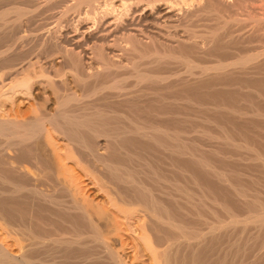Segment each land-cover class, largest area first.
<instances>
[{
    "label": "bare ground",
    "instance_id": "6f19581e",
    "mask_svg": "<svg viewBox=\"0 0 264 264\" xmlns=\"http://www.w3.org/2000/svg\"><path fill=\"white\" fill-rule=\"evenodd\" d=\"M44 1L45 9L39 0H0V264H128L117 247L123 228L135 235L137 254L143 250L150 264H205L213 255L214 264H225L232 251L242 253L259 242L263 191L235 182L238 171L220 168L223 161L208 158L202 146L189 141L190 129L178 125L194 119L187 112L191 105L204 123L214 122L206 110L264 122L263 108L205 103L202 93L197 100L189 95L212 80L216 87L230 85L231 80L221 81L235 76L245 78L233 83L237 91L264 102L263 87L252 80L264 76V48L245 35L248 19L215 16L216 24L200 32L195 19L214 12L204 0ZM177 11H185L178 16L182 36L173 20ZM258 12L248 17L255 31L264 27ZM111 15L115 22L108 20ZM218 44L221 55L213 54ZM56 55L58 65L51 62ZM145 62L160 70L149 71ZM73 84L82 93L73 91ZM36 88L42 96L34 94ZM161 102L179 110L158 106ZM29 103L33 115L19 119ZM224 127L221 133L194 130L236 149V155L246 152L242 160L264 168L261 150ZM223 152L212 150L217 156ZM206 176L227 196L220 194L224 188L208 185ZM85 180L102 197L101 205L82 194ZM103 205L111 211H93ZM262 241L259 250L255 244L258 252L264 250ZM238 252L234 259L244 256Z\"/></svg>",
    "mask_w": 264,
    "mask_h": 264
},
{
    "label": "rangeland",
    "instance_id": "374dc122",
    "mask_svg": "<svg viewBox=\"0 0 264 264\" xmlns=\"http://www.w3.org/2000/svg\"><path fill=\"white\" fill-rule=\"evenodd\" d=\"M9 2H11V0H8ZM15 0H12V2L13 3H15L14 2ZM40 2L42 1V9L44 8H46V6L45 7H43V4L45 5H49V4H47L48 2L47 1H44L43 2V0H39ZM206 1V2H205ZM212 1V2H211ZM204 0L203 2L204 3H206V4H204L205 6H207L208 8L207 9H209V10H211L212 11V9L214 8V12L212 11H209V12H211V13H208V14H204L203 16H201V17H197V20L195 19V30H198V31H200V32H202V31H205V30H207V26H214L213 25V23L214 24H216V22H213L215 19H216V17L217 16H220V15H224V16H226V17H235V16H239L240 18L242 17V19H245L246 20V18L248 19V21H249V27H247L245 30H248V31H244L245 32V35H249V33H250V37H251V35H252V39H251V41H253V44L252 45H257V46H259L260 45V47L261 48H264V43H263V41L264 40H262L261 42H260V40H258L259 38H260V36H262V34L264 35V27L262 28V30H260V31H255V28H254V23H252L251 22V20H249V18H251V17H253V18H256L257 17V12H258V14H260V17H264V11H263V9H264V0H259V2H258V0ZM236 1V2H235ZM243 1V2H242ZM9 2H7V3H9ZM11 2V3H12ZM46 2V3H45ZM16 3H18V0H17V2ZM15 3V4H16ZM115 3H117V5H119V2H115ZM228 3V4H227ZM233 3V4H232ZM253 3V4H252ZM5 4H6V2H5ZM245 4V5H244ZM251 5V6H250ZM209 6H211V7H209ZM220 6V7H219ZM238 6V7H237ZM246 6V7H245ZM255 8H254V7ZM10 7H11V5H10ZM213 7V8H212ZM248 7H249V9H248ZM237 8H239L238 10H237ZM246 8V9H245ZM260 8V9H259ZM187 9L188 8H184L183 10H185V11H187ZM230 9V10H229ZM251 9H256V10H251ZM258 9V10H257ZM215 10H216V12H215ZM218 10V11H217ZM224 10V11H223ZM232 10V11H231ZM241 10V11H240ZM249 10V11H248ZM262 10V11H261ZM61 11V9H57V10H55L54 11V14L56 13V14H58L59 12ZM169 11V10H168ZM185 11H177V17H175L173 20H175V23H174V25H176L175 27H176V33H178L180 36H182V35H184V27H182V25H181V19L180 18H182L183 16H184V12ZM250 11H251V13H250ZM167 12V11H166ZM183 12V13H182ZM220 12V13H219ZM234 12V13H233ZM263 12V16L261 15V13ZM51 13H52V11H51ZM146 13H147V11L145 12L144 11V14H145V16H146ZM182 15H181V14ZM214 13V14H213ZM231 13V14H230ZM249 13H250V16H249ZM253 13V14H252ZM256 13V14H255ZM138 14V13H137ZM141 14V15H140ZM144 14L141 12H139V14H138V16L140 15V16H144ZM210 14H212L211 16H210ZM216 14V15H215ZM218 14V15H217ZM227 14V15H226ZM180 15V16H179ZM253 15V16H252ZM255 15H256V17H255ZM113 15H111V17L108 19V20H112L113 18H115V15L112 17ZM145 16H144V18H145ZM180 18H179V17ZM216 16V17H215ZM212 19H211V18ZM215 19H214V18ZM249 17V18H248ZM259 17V16H258ZM141 18H143V17H141ZM203 18V19H202ZM210 18V19H209ZM115 19H113L112 21H114ZM143 20V19H142ZM179 21V22H178ZM216 21V20H215ZM247 21V20H246ZM115 22V21H114ZM114 22H113V24H114ZM211 22V23H210ZM200 23V24H199ZM180 24V25H179ZM252 24V25H251ZM74 25V24H73ZM76 25V24H75ZM179 27H178V26ZM196 25H198V26H196ZM251 25V26H250ZM200 26V27H199ZM115 26H113L112 28H114ZM199 27V28H198ZM93 29L92 30H90V33L91 34H93L96 30V28H94V27H92ZM66 29V28H65ZM182 29V30H181ZM93 31V32H92ZM171 31L173 32H175V29H171ZM251 31V32H250ZM255 31V32H254ZM180 32H181V34H180ZM253 32V33H252ZM258 34H257V33ZM262 32V33H261ZM63 33H65V31L63 32ZM255 33V34H254ZM260 35V36H259ZM255 36H256V38H255ZM143 40V39H142ZM142 42H144V40L142 41ZM141 42V43H142ZM142 44H144V43H142ZM262 44V45H261ZM34 44L32 43V46H33ZM30 46H31V44H30ZM31 46V47H32ZM219 46H221V45H217L215 48H216V50L214 49V52L215 53H213V54H217V52H220V53H218L217 55H221L222 53H224L223 52V49L222 48H220ZM30 47V48H31ZM259 47V48H260ZM29 48V47H28ZM187 50V49H186ZM185 49H184V51H186ZM261 50V49H260ZM222 51V52H221ZM186 53H190L191 54V51L190 50H188V51H186ZM59 60H60V57L58 56V55H56L55 57H53V59L51 60V62H54V64L55 65H58L59 63H57L56 64V62L58 61L59 62ZM148 63V62H147ZM151 64V63H150ZM149 64H146V62L145 63H143L142 64V66H148ZM149 66H151V65H149ZM148 66V67H149ZM152 66H154V65H152ZM152 66H151V68H149V71L151 70V71H157V69L159 68H157V66H154V67H156V68H154V70H153V68H152ZM147 67V68H148ZM146 69V68H145ZM148 70V69H147ZM160 69H158V71H159ZM39 71V70H38ZM37 71V72H38ZM260 78H257V79H252L253 81H255L254 83L257 85H261L260 87L262 88H264V76H262V75H260L259 76ZM67 78V79H66ZM226 77H224V78H221L219 81H221V80H223V79H225ZM64 80L66 79L67 80V83L70 81V79H71V76L70 75H68V76H66V77H64L63 78ZM236 79V80H235ZM238 79L240 80V81H242V79H245V78H242V77H238ZM237 79V77H228V79L226 80H223V81H221V83H238L237 81H239ZM263 80V82H262V80ZM43 80H46V79H44L43 78ZM232 82H231V81ZM252 80H251V82H252ZM230 81V82H229ZM259 81V82H258ZM212 82V83H211ZM213 82L215 83V84H217L218 83V81H216L215 82V80L213 81H210L209 82V84H208V86H207V89H209V91H211V93H212V95H211V93L209 92V91H206L207 89H201V90H203V91H201V90H198V91H196V90H193V91H190V96L191 97H193V98H195L196 100L197 99H199V96H200V101H203L202 100V98L204 99V100H207V101H204L205 103H210L212 100H214V101H216L215 103H217L218 102V104L219 103H221V104H227V105H232V106H234V107H236V108H240V107H242L243 109L244 108H246V109H251V108H253V107H260V108H263L264 109V102L263 101H261L259 98H257L253 93L252 94H244V93H242V92H244V91H237V89H238V87L237 86H235V88H234V84L232 83V84H230V85H225V86H219V87H216L214 84H213ZM250 82V81H249ZM258 82V83H257ZM259 83H262V84H259ZM212 84V85H211ZM69 85H71V82H70V84ZM73 85H75L74 87H73V91H76V92H78L77 94H79V91H81L80 90V88H78L77 86H76V84H73ZM263 85V86H262ZM209 86H211V89H210V87ZM213 86V87H212ZM228 86H230L229 88H227ZM77 87V88H76ZM218 88V90H214V88ZM237 87V88H236ZM213 88V89H212ZM225 88H227V89H229L230 90V88H232L230 91L231 92H229V90H225V91H223V89H225ZM260 88V89H261ZM261 89L262 91L264 90V89ZM236 90V91H234V90ZM78 90V91H77ZM213 90V91H212ZM215 91V92H214ZM223 91V93H220V92H222ZM227 91V92H226ZM44 91L43 90H41V88H36L35 90H34V94L35 95H38V96H42ZM196 92V93H195ZM199 92V93H198ZM205 92V93H204ZM233 92V93H232ZM240 92V93H239ZM264 92V91H263ZM80 93H82V91L80 92ZM200 93H204L203 95L201 94V95H199ZM209 93V94H208ZM217 93H219V94H217ZM199 96H198V95ZM205 94H207V95H205ZM196 95V97H194ZM210 95V96H209ZM226 95V96H225ZM214 96V97H213ZM241 99H240V98ZM249 97V98H248ZM210 100H209V99ZM227 99V100H226ZM231 99V100H230ZM257 99V100H256ZM172 100V99H171ZM171 100H168V101H171ZM240 100H241V102H240ZM255 100V101H254ZM214 101H213V103H214ZM222 101V102H221ZM246 102V103H245ZM212 103V102H211ZM250 103V104H249ZM260 103V104H259ZM31 104L32 103H29V104H24L22 107H21V109H20V114L18 115L19 117V119H25V118H27V117H31L32 115H33V112H32V108H31ZM163 104L162 102L161 103H159V105L158 106H161V105ZM165 104L166 103H164V105H162L161 107H163V106H165ZM236 104V105H235ZM254 104V105H253ZM156 104H154V106H155ZM171 105V106H170ZM250 105V106H249ZM168 106V107H167ZM174 106V104L172 103V104H169L168 105V103L166 104V106L165 107H163V108H171V107H173ZM176 106V105H175ZM173 107V108H171V109H175L176 108V111H178L179 110V107ZM243 106H245V107H243ZM156 107H157V105H156ZM190 107V106H189ZM191 108V109H190ZM190 108H187L188 110H187V112H188V114H189V112H190V114H192V113H194V114H192L193 115V117H191V118H194L193 120L192 119H188V123H181V125L178 123V125L179 126H182V127H185V128H187V130H189V132H188V134H187V137H189L188 139H189V141H190V139H191V142L193 143V145L195 146V147H201L202 148V150L204 149V151H205V155L208 157V158H210L211 160H214L217 164H218V160H219V162H222V166L223 167H221V165L220 164H218L219 166H220V168H225V169H228V170H237L238 171V173H239V171H241V170H243L242 172H240V174H238L237 173V171H236V173H237V175H235L236 177L238 176V179H236V177H234V180H235V182H238L239 184H241V185H244V186H246V187H248V188H255L256 186H258V187H256L255 188V190H257L258 192H262V194L264 195V184L263 185H261V186H259V183H255V181H261V180H264V178L262 177L263 175H264V168L263 167H261L260 166V168H258L259 167V165H250V164H252V163H247L248 161H246V160H242V158L246 155V152H243L242 150H240V151H238V154L240 153V152H242L244 155H241V156H243V157H239L240 155H236L237 154V152H236V149H234V148H232V150L234 149V153H231L232 152V150H231V147L230 146H227V147H225L226 145H222L223 143L221 142V141H219V142H221L222 144H220L219 142H217V140H215V139H208V138H203V136H201V134L199 135L196 131L197 130H199V128L200 129H208V130H210V131H212V132H214V133H221L222 131H224V130H222L223 129V127H224V124H225V127L224 128H226L227 130V132L228 131H230V132H228V133H230L231 135H233V137H235L236 139H238L239 140V137H240V139H246V141H248L251 145H254V147H256L257 149H259V150H261V152L264 154V122H261L260 120H258L257 121V119L256 118H250V120L249 119H245V121H244V119H239L238 120V118H236L235 119V117H233V115H231V114H228V113H226V114H224L225 112H223V113H218V112H216L217 114H215V112L214 111H212L211 112V110H210V113H209V110H206V109H204V110H201V111H199L198 112V115L200 116V115H202L201 113L203 112V116H205V112H206V115L207 116H205V117H209L210 115L212 116V120L214 121L213 123H211V122H201L200 120H199V118H197L196 116V119H197V121H196V119H195V117H194V115L196 114L197 115V111L195 110L196 108H193L192 107V105H191V107ZM242 108H240V109H242ZM193 109H194V111H193ZM10 107H8L7 108V110H6V112L8 111V114H9V116L11 117H14V115H15V113H12V111L10 112ZM191 110V111H190ZM198 110V109H197ZM206 110V111H205ZM175 111V110H174ZM10 112V113H9ZM201 112V113H200ZM12 113V114H11ZM213 115H212V114ZM0 114H3V113H0ZM7 114V115H8ZM189 114V115H190ZM218 114H220V115H218ZM223 114V115H222ZM191 115V116H192ZM215 115H216V117H215ZM210 116V117H211ZM214 116V117H213ZM209 117V118H210ZM215 119V120H214ZM217 119V120H216ZM253 119H255V121L253 120ZM222 120H224V121H222ZM249 120V121H248ZM218 121V122H217ZM219 121H221V122H219ZM251 121V122H250ZM257 121V122H256ZM198 122H200V124L198 123ZM217 122V123H216ZM195 123V124H194ZM210 123L211 124H213V125H210ZM216 123V126H217V124L219 125L218 127H215V124ZM182 124H184V125H182ZM190 124H192V125H190ZM196 124H197V126H196ZM208 124V125H207ZM254 124L255 125H257L258 127H256L255 129H254ZM189 125H190V127H189ZM201 125H202V127H201ZM204 125H206V126H204ZM259 125H260V127H262V128H260L259 127ZM197 127H199L198 129H197ZM220 127H222V131H220ZM248 127V128H247ZM189 128V129H188ZM236 128V129H235ZM258 128V129H257ZM196 131H195V130ZM257 129V130H256ZM263 131H261V130ZM216 130V131H215ZM258 130H260V131H258ZM196 133H195V132ZM218 131V132H217ZM241 131H242V133H241ZM255 132H256V134H255ZM258 132H259V134H258ZM192 133V134H191ZM263 133V134H262ZM194 134V135H193ZM198 134V135H197ZM258 134V135H257ZM189 135V136H188ZM191 135V136H190ZM239 137H238V136ZM237 136V137H236ZM262 136V137H261ZM201 137V138H200ZM254 137V138H253ZM250 138V139H249ZM194 139V140H193ZM249 139V140H248ZM214 142H213V141ZM199 141V142H198ZM210 141V142H209ZM195 142V143H194ZM205 142V143H204ZM212 142V143H211ZM198 143V144H197ZM203 143V144H202ZM255 143H256V145H255ZM201 144V145H200ZM197 145V146H196ZM192 146V145H191ZM194 146H192L191 148H195ZM207 149V150H206ZM208 149H210V150H208ZM212 150H220V151H224L223 152V154H221V155H219L220 156V158H219V156H217V155H215V153H212ZM227 152H229V153H227ZM224 153H226V154H228V155H226V154H224ZM236 153V154H235ZM223 155H225V158L223 159V160H221L222 159V157H224ZM234 155V156H233ZM235 155H236V157H235ZM222 156V157H221ZM226 156H228V157H226ZM229 157H231L230 159H228ZM156 158H159V157H156ZM232 158H233V160H232ZM235 158V159H234ZM225 159H227V160H229V161H227L226 160V162H225ZM238 161H237V160ZM240 159V160H239ZM231 160V161H230ZM242 160V162H240ZM233 162H236V163H233ZM239 162V163H238ZM232 163V164H231ZM242 163H244V164H242ZM245 163L247 164V165H245ZM228 165V166H227ZM235 165V166H234ZM248 167V169H250L251 168V170L249 171L248 169H247V167ZM227 167V168H226ZM229 167V168H228ZM230 167H231V169H230ZM254 167V168H253ZM256 167V168H255ZM253 169V170H252ZM263 170V171H262ZM254 171V172H253ZM79 172V171H78ZM253 172V173H252ZM244 173L245 174H247L246 176L244 175ZM241 174H242V176H241ZM210 177V176H209ZM209 177H205V178H209ZM254 177V178H253ZM210 178H212V177H210ZM210 178L209 179H206V182H207V184L208 185H212V184H214L212 187H219L220 189H222V188H224V187H222V186H219V185H217V183H216V181H214L213 182V180H215V179H213V180H210ZM249 178H252V180L251 179H249ZM258 178V179H257ZM238 180V181H237ZM255 180V181H254ZM241 181V182H240ZM247 181V182H246ZM250 182V184H249V182ZM253 181H254V183H253ZM259 181V182H260ZM85 184H83L82 185V194L84 193V195H86V197L88 196V198H90V199H93L94 201H95V203H100V205L103 203V199H102V197L101 196H99L98 194H97V192H96V190H94L95 188H92L91 187V185L88 183V181H83ZM211 182V183H210ZM245 182V183H244ZM88 183V184H87ZM258 184V185H257ZM85 185H87V186H85ZM249 185H251V187L249 186ZM261 188H263V189H261ZM219 189V190H220ZM261 189V190H260ZM226 191L227 190H225V188L224 189H222V191L220 190V194L222 195H226L227 196V193H226ZM219 194V195H220ZM222 195V197H224ZM263 199H264V196H263ZM228 200H232L233 202H235L233 199H229L228 198ZM236 205V207H237V203L235 204ZM238 207L239 208H237V209H239V211H240V213L242 212V213H244L245 211H243V210H245V209H243V207H242V209L240 210V207H241V205H238ZM103 208L104 209H107V210H105V211H111V210H109V208L105 205H103V207L102 208H94V210L93 211H95L96 209V212L97 211H104L103 210ZM210 217H211V215H210ZM126 229H124L123 228V231L120 233V236H121V239H122V241H121V244H119V242L120 241H118V250H119V252L125 257V259H126V261H127V263L128 264H150V262H149V259H148V256H146L145 254V252H143V250H140L139 252H138V254H137V251H136V246L137 245H139V243L135 240V235L133 234V233H131V232H128V231H126ZM252 231V230H251ZM255 231V230H254ZM252 231L253 233H256L257 231ZM125 234V235H124ZM257 234V233H256ZM255 234V235H256ZM245 235H248V233L247 234H245ZM235 236H237V234H234V237L232 238V240L235 238ZM246 237V236H245ZM264 240V236L263 235H261L260 236V238L258 237L257 239H259V242L256 240V238L254 239V240H256V241H254L253 243H254V246L253 245H251L250 246V248L249 249H251V247H252V249L251 250H249L248 249V247H247V249L248 250H246L245 252H244V249H242L241 250V252L242 253H239L240 252V250H234L236 253L235 254H233V251H232V253H231V255L227 258V260L228 259H230V261L229 262H231L232 264H234L235 262H236V264H240L242 261L244 262L245 260V264L247 263V264H249V263H253V264H257L254 260V258H256L257 260L256 261H259L260 260V262H262L261 264H264V250L262 251V252H258V250H259V246H260V243L261 242H263L262 241V239ZM261 239V240H260ZM134 240V241H133ZM227 239H225V241H226ZM257 243V244H256ZM255 244L257 245V248H258V250H257V248H256V246H255ZM258 244H259V246H258ZM224 245H226V244H224ZM133 247V248H132ZM254 250V251H253ZM136 251V252H135ZM252 251V252H251ZM237 252L239 253V255L240 254H243L244 253V256L243 255H241V256H239L240 258L242 257V258H244V257H246V255H245V253H248V255H247V259L246 258H244L245 260H243L242 258V260L241 259H239L238 257H236L235 256V259H234V257L232 256V255H237L238 256V254H237ZM250 252V253H249ZM259 253V254H257V253ZM223 254L221 255L222 257H223V255H224V252H222ZM252 253V254H251ZM249 254H251V255H249ZM255 254H257V255H255ZM209 255V254H208ZM253 255H254V257H253ZM136 256V257H135ZM231 256L233 257V258H231ZM261 256H263V257H261ZM221 257V258H222ZM251 257H253L252 259H253V262H252V259H249V258H251ZM208 258V259H207ZM206 259L207 260H210V261H212L213 263H209V264H214V262L216 263V261H217V258L216 259H214L213 260V258H215V256L213 255V256H208ZM238 258V259H237ZM207 260H205V264H206V261ZM226 260V263L228 262ZM235 262H234V261ZM240 260V261H239ZM248 260H249V263H248ZM238 261V262H237ZM207 262H209V261H207ZM228 262V263H229ZM255 262V263H254ZM260 262H258V263H260ZM225 263V264H226ZM227 263V264H228ZM231 263H229V264H231ZM219 264V263H218Z\"/></svg>",
    "mask_w": 264,
    "mask_h": 264
}]
</instances>
